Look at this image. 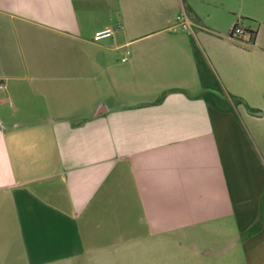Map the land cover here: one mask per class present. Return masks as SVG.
I'll use <instances>...</instances> for the list:
<instances>
[{
	"label": "crops",
	"instance_id": "0c3cea01",
	"mask_svg": "<svg viewBox=\"0 0 264 264\" xmlns=\"http://www.w3.org/2000/svg\"><path fill=\"white\" fill-rule=\"evenodd\" d=\"M248 107L264 0H0V264H264Z\"/></svg>",
	"mask_w": 264,
	"mask_h": 264
},
{
	"label": "built area",
	"instance_id": "2783aa9c",
	"mask_svg": "<svg viewBox=\"0 0 264 264\" xmlns=\"http://www.w3.org/2000/svg\"><path fill=\"white\" fill-rule=\"evenodd\" d=\"M194 25L195 22L191 19L188 13L186 11H181L176 15L172 29L173 30L179 29L182 31L191 32ZM113 33L114 30L107 27L102 30L95 31L93 35V39L100 40L102 38L111 37ZM246 35H247V30L243 26L242 22H237L231 31V36L234 38H242Z\"/></svg>",
	"mask_w": 264,
	"mask_h": 264
},
{
	"label": "trees",
	"instance_id": "16d2710c",
	"mask_svg": "<svg viewBox=\"0 0 264 264\" xmlns=\"http://www.w3.org/2000/svg\"><path fill=\"white\" fill-rule=\"evenodd\" d=\"M251 38L254 39L256 32L254 31H249ZM193 49H194V53H195V57L197 60V66H198V71H199V75L201 77V79H203L204 77L208 78L209 76H212V72L210 70V67L206 61V59L204 58L201 50L197 47V45L195 44V42L193 41ZM210 78V77H209ZM214 78V84L209 85V87L211 88L212 92H215V89H220V83L217 79ZM214 86V88H212ZM217 94V93H215ZM235 100L237 102H243L241 98H235ZM249 110L253 113V114H257V115H262L264 114L260 109L257 108H253V107H248Z\"/></svg>",
	"mask_w": 264,
	"mask_h": 264
},
{
	"label": "rangeland",
	"instance_id": "374dc122",
	"mask_svg": "<svg viewBox=\"0 0 264 264\" xmlns=\"http://www.w3.org/2000/svg\"><path fill=\"white\" fill-rule=\"evenodd\" d=\"M128 260L131 259V257L127 258ZM132 261H129L128 264H141V255L137 254L135 255V257H132L131 259ZM116 261H118V263L115 264H124V262L120 261V259L118 258ZM75 264H78V262L76 261ZM165 264H189V262H176V261H169V259H167V262H165Z\"/></svg>",
	"mask_w": 264,
	"mask_h": 264
}]
</instances>
